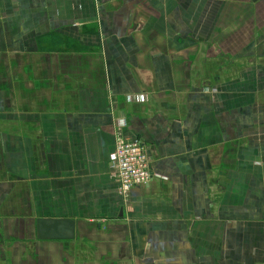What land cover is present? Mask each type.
Returning <instances> with one entry per match:
<instances>
[{"label":"crops","instance_id":"obj_1","mask_svg":"<svg viewBox=\"0 0 264 264\" xmlns=\"http://www.w3.org/2000/svg\"><path fill=\"white\" fill-rule=\"evenodd\" d=\"M0 264H264V0H0Z\"/></svg>","mask_w":264,"mask_h":264},{"label":"built area","instance_id":"obj_2","mask_svg":"<svg viewBox=\"0 0 264 264\" xmlns=\"http://www.w3.org/2000/svg\"><path fill=\"white\" fill-rule=\"evenodd\" d=\"M120 125L116 127L117 135L114 149L109 154V162L116 176L118 193L126 195L131 188L148 182L151 173L144 145L137 139L123 138Z\"/></svg>","mask_w":264,"mask_h":264},{"label":"water","instance_id":"obj_3","mask_svg":"<svg viewBox=\"0 0 264 264\" xmlns=\"http://www.w3.org/2000/svg\"><path fill=\"white\" fill-rule=\"evenodd\" d=\"M72 219H36L35 236L40 240L70 239L74 236Z\"/></svg>","mask_w":264,"mask_h":264}]
</instances>
